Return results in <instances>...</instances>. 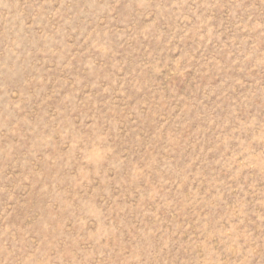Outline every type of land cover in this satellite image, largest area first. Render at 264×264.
Segmentation results:
<instances>
[{
  "label": "rangeland",
  "instance_id": "obj_1",
  "mask_svg": "<svg viewBox=\"0 0 264 264\" xmlns=\"http://www.w3.org/2000/svg\"><path fill=\"white\" fill-rule=\"evenodd\" d=\"M0 264H264V0H0Z\"/></svg>",
  "mask_w": 264,
  "mask_h": 264
}]
</instances>
